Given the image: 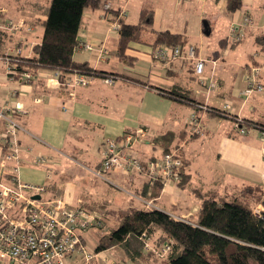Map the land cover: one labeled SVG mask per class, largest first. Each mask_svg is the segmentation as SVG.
<instances>
[{"label": "crops", "instance_id": "1", "mask_svg": "<svg viewBox=\"0 0 264 264\" xmlns=\"http://www.w3.org/2000/svg\"><path fill=\"white\" fill-rule=\"evenodd\" d=\"M32 1L36 5L34 12H22L25 15H21L23 0H0L12 18L24 21L19 35L27 41L23 49L25 57L34 56V44L43 34L39 21L46 18L50 4L45 0ZM129 1L102 0L103 5L110 3L111 7L86 8L80 27L83 30L78 34L79 45L74 52L77 61L88 62L97 70L117 75L112 84L96 77L89 86L70 87L55 76L56 70L50 69H40L33 82L21 83L9 78L5 62L0 60V107L19 101L27 110V114L20 118L21 181L45 185L44 200L62 199L70 205L83 206L103 221L102 227L91 228L83 234V243L92 258L86 261L76 253L67 259V264H120L112 258V252L120 249L96 252L88 248L89 234L93 229L101 230L108 221L101 212L104 206L97 210L101 204L99 198L104 199L103 194L108 190L106 185L132 196L128 200L115 197L119 208L125 210L119 215V224L132 209L155 208L194 221L206 193L216 192L229 198L244 184L264 186V131L253 127L247 129L248 133L241 134L231 117L216 116L206 108L196 110L160 90L180 87L206 106L224 109L239 119L264 123V90L249 97L242 94L249 65L264 67V0H242V8L234 12L227 10L226 0H189L196 4L204 2L203 8L210 13L219 9L227 13L229 22L224 43L227 47H222L221 51L205 49L201 43L193 42L184 32H179L187 39L184 56L187 47L193 44L199 56L206 60L205 76L218 84L217 90L212 91L198 82L194 61L180 57L165 64L152 56L156 46L151 42H132L126 50L128 58L119 56V35L110 31V25L121 9L126 11L124 16L128 15L126 6ZM146 5L154 9V30L177 32L162 26L160 10L148 1L142 3L138 21ZM247 13L252 17V24L247 27L244 40L233 44L229 37L230 28L241 22ZM2 17L0 22L4 20ZM100 26L107 28L103 32ZM18 39L17 35L12 39L6 37L0 43V53L17 46ZM84 42H90L93 48H84ZM240 46L245 47L244 62L238 61L237 54L242 52ZM241 69L243 74H240ZM262 80L264 82V72ZM14 89L18 94L12 97ZM38 98L40 102L36 101ZM227 103L229 109H226ZM194 112L202 126L200 131H195L189 123ZM140 129L146 131V136L133 145L135 153L145 161L161 156L167 146L170 151L177 150L183 159L180 182L160 184L154 192V184L142 174L112 173L107 180L95 175L94 171L104 158L107 141H122L126 134ZM93 146L100 157L90 154L89 147ZM263 202L264 195L256 205ZM102 234L106 233L99 231L98 240ZM120 260L121 264L131 261L123 254ZM162 261L161 257H150L148 262H131L163 264Z\"/></svg>", "mask_w": 264, "mask_h": 264}, {"label": "trees", "instance_id": "2", "mask_svg": "<svg viewBox=\"0 0 264 264\" xmlns=\"http://www.w3.org/2000/svg\"><path fill=\"white\" fill-rule=\"evenodd\" d=\"M242 4V0H226L229 12L241 9ZM102 5V0H51L46 18L39 21L43 34L41 40L34 44V56L25 57L22 54L16 57L17 71L37 75L40 69L59 70L62 82L73 72L89 74L94 78L110 76L116 79L117 75L97 70L88 62L74 58L86 8ZM1 17L6 22L8 14H1ZM153 18L154 9L146 5L137 23L119 22L118 52L121 58H128L126 50L132 42H151L156 46L154 49L186 46L184 34L154 30ZM19 34H16L18 45L22 39ZM16 35L1 34L0 43L6 37L12 39ZM16 77L19 78L18 75ZM160 90L178 102L192 105L196 110L206 108L216 116L231 117L234 122L248 129L254 127L264 131V123L239 119L224 109L206 106L193 99L188 90L180 87ZM169 151L167 146L165 152ZM152 184L155 186L154 192H157L163 180H156ZM263 195L264 186L258 184H244L229 198L216 192L206 193L194 221L175 217L156 208L132 209L110 234L99 237L95 251L117 248L122 251L124 258L131 261L148 262L150 257H163V264H264V219L253 212ZM147 243L152 246L149 251L145 249ZM166 243L170 244V250L166 256H161L158 250Z\"/></svg>", "mask_w": 264, "mask_h": 264}, {"label": "built area", "instance_id": "3", "mask_svg": "<svg viewBox=\"0 0 264 264\" xmlns=\"http://www.w3.org/2000/svg\"><path fill=\"white\" fill-rule=\"evenodd\" d=\"M110 7V3L104 4V9ZM6 10L0 3V15ZM125 13V10H120L117 19L111 22L110 31H119V19ZM251 24L250 15H244L241 22L231 26L230 41L233 44L241 42ZM23 27L22 19L0 22V35L2 32L7 36L19 34ZM26 44V39L22 37L20 45L8 47L5 53H0V60L5 62L9 78L21 83H31L37 78L33 73L21 74L16 69L14 60L22 56ZM82 46L86 49L93 48L90 42H84ZM197 50L195 45H189L184 56L185 50L180 46H163L154 49L152 56L165 64L180 57L194 61L198 82L210 91L217 90L218 84L205 76L206 60L199 56ZM263 72L262 65L250 66L246 77L247 84L242 90L245 97L264 90ZM60 75L61 72L56 70L55 76L61 83L70 87L89 86L94 80L92 75L73 72L62 82ZM103 79L108 84L115 81L110 76ZM17 94L18 90L14 89L11 96L15 97ZM36 101L40 102L41 99ZM229 108L230 104L227 103L226 109ZM26 114V108L19 101L0 107V264H67V259L76 253H80L83 259L89 261L92 255L83 243V234L91 228L102 227L101 218L83 206H73L62 199L44 200L43 194L47 191L45 185L23 182L20 179V118ZM189 123L195 131L202 129L195 113L191 115ZM236 127L241 134L248 133L247 128L239 123ZM145 136L146 131L140 129L136 133L126 134L122 141L109 139L102 163L94 171L95 175L107 180L112 173H138L147 176L151 183L159 179L163 180V184L180 182L183 159L177 150L164 152L161 156L145 161L135 153L133 145L144 140ZM151 205L152 203H149V206ZM253 212L257 217L264 219V202L256 205ZM145 249L149 251L152 246L147 243ZM169 250L170 244L166 243L158 252L163 256Z\"/></svg>", "mask_w": 264, "mask_h": 264}, {"label": "rangeland", "instance_id": "4", "mask_svg": "<svg viewBox=\"0 0 264 264\" xmlns=\"http://www.w3.org/2000/svg\"><path fill=\"white\" fill-rule=\"evenodd\" d=\"M32 0H23V10L19 12L21 15H25L26 13H33L34 12V7L36 5L33 3ZM47 4L51 0H45ZM144 1H148L150 3H153L155 8H158L160 10V18L163 22V27L164 28H169L171 30H175L177 32H184L186 36L193 42H198L202 44L203 48H210L211 50L217 49V51H221L227 44H225L226 36H227V26H228V17L227 13L224 12L223 10L219 9L217 10L216 13H210L208 10H205L204 7V2H200L198 4L190 2L189 0H179L176 3V0H130L128 2L127 10H128V15L126 13L123 15L124 17L122 19H119V22H131L135 23L138 21V12L139 9ZM209 5V1L207 4V7ZM7 9V8H6ZM203 11H206L204 13ZM22 12H25L22 13ZM36 12V10H35ZM8 14V10L3 12L2 14ZM97 13H100L97 11ZM10 16V17H9ZM7 18V21L10 19L18 20L15 19L14 17L12 18V15L10 14ZM22 19V18H21ZM23 20V19H22ZM105 23H107L105 20H103ZM204 22H208L210 26L211 33L209 35H206L203 32V25ZM101 30L103 32L107 28L102 26ZM83 29L80 30V33L82 32ZM229 45V44H228ZM227 47V46H226ZM244 46H240L239 49H242L241 53L237 54L238 61L239 62H244L246 61V57L244 56ZM231 56V55H230ZM231 58V57H230ZM176 60V59H175ZM174 60V61H175ZM245 73L247 71L244 70ZM240 74H243V69L240 70ZM206 88V87H205ZM212 91V90H211ZM37 100V99H36ZM241 119V118H240ZM236 124L238 122H235ZM245 127V126H243ZM246 128V127H245ZM248 129V128H247ZM94 148V149H92ZM89 152L92 155L99 156L100 155L97 153L95 150V146L89 147ZM89 172V171H88ZM90 173V172H89ZM105 187H108L107 192L103 194L105 195L104 199H101V204L98 205V209L100 211V208H103L101 210L102 214H104L107 218L108 221L105 223L104 227L99 229H93V231L89 234L91 237L88 245L89 249H95V246L97 244L98 236H99V231L100 233H106L110 234L114 228H116L120 222V213L124 212L125 210H122L118 206V202L115 197H119L120 200H128L132 198L131 195L128 193L120 192L118 190H115L114 188H111L110 186L106 185ZM110 187V188H109ZM108 195V197H106ZM99 201V200H98ZM99 204V203H97ZM96 204V205H97ZM107 204V205H106ZM102 206V207H101ZM151 246V243H149ZM121 253V255H120ZM114 255L112 258L117 262L119 261L121 264V258H122V252L121 251H114L112 252ZM167 253L165 254V256ZM160 258V257H159ZM163 259V257H161ZM127 261V260H126ZM129 264H132L131 261H128ZM134 263V262H133ZM144 264L143 262H136L135 264Z\"/></svg>", "mask_w": 264, "mask_h": 264}, {"label": "water", "instance_id": "5", "mask_svg": "<svg viewBox=\"0 0 264 264\" xmlns=\"http://www.w3.org/2000/svg\"><path fill=\"white\" fill-rule=\"evenodd\" d=\"M203 32H204L206 35H209V34L211 33L210 26H209L208 22H204V25H203ZM37 198H39V196H37Z\"/></svg>", "mask_w": 264, "mask_h": 264}]
</instances>
